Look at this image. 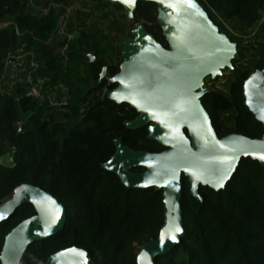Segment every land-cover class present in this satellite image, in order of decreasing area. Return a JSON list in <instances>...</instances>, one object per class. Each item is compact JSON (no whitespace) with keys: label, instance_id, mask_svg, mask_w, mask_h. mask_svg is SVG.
Returning <instances> with one entry per match:
<instances>
[{"label":"trees","instance_id":"1","mask_svg":"<svg viewBox=\"0 0 264 264\" xmlns=\"http://www.w3.org/2000/svg\"><path fill=\"white\" fill-rule=\"evenodd\" d=\"M31 1L0 0V22H13L0 30V86L12 52L24 46L30 65L35 61L41 71L55 73L68 83V111L56 112L46 97L29 95L25 82L15 85L10 94L0 92V140L12 153L9 165L0 162V207L18 188L31 185L61 203L67 222L59 234L32 244L21 264H45L51 256L74 247L88 251L97 264H138L141 248L157 240L165 224L163 191L130 189L105 165L116 155L119 139L135 152L161 153L166 148L149 138L147 126L128 128L140 114L106 94L117 85L108 79L100 82L103 68L113 78L123 63L108 39L82 32L81 39L69 44L65 60L59 51L66 42L48 41L57 26L56 15L38 12ZM196 1L212 22L220 17L221 24L235 21L251 29L264 17V0ZM93 3L104 10H123L108 0ZM158 9L153 2L139 1L133 18L169 49ZM90 55L97 61L91 62ZM262 56L263 41L255 48H241L232 61L229 95L210 91L202 99L219 138H263L264 125L245 105L244 96L245 81L253 71L264 69ZM82 70L94 83L86 92L76 80ZM144 171L132 169L135 174ZM181 185L185 236L155 264H264V166L259 161L243 159L221 191L200 186L202 201L191 195L184 176ZM36 215L33 205L24 204L0 224V256L7 236Z\"/></svg>","mask_w":264,"mask_h":264},{"label":"water","instance_id":"2","mask_svg":"<svg viewBox=\"0 0 264 264\" xmlns=\"http://www.w3.org/2000/svg\"><path fill=\"white\" fill-rule=\"evenodd\" d=\"M122 6L133 17L139 1L158 5L159 20L169 49L163 48L143 26L122 49L120 73L108 77L103 68L100 82L108 79L117 88L108 97L126 103L140 116L127 125L147 126L149 138L163 145L161 153L135 152L117 140V153L105 165L130 189L163 191L165 224L157 240L141 248L138 264H155L157 258L180 244L185 236L181 211L182 177L198 201L200 186L214 191L226 188L241 161L250 158L264 166V136L253 140L242 135L219 138L211 117L202 104L210 91L205 81L232 69L235 46L222 34L196 0H108ZM94 62L95 56H90ZM264 62V56L260 58ZM245 105L264 125V69L251 73L244 84ZM145 171L135 174L133 168ZM0 207V224L22 205L31 204L36 217L14 229L6 238L1 264H21L25 252L37 241L59 234L67 222L61 203L39 187L24 185ZM179 229V231H177ZM45 264H97L92 255L71 248L51 256Z\"/></svg>","mask_w":264,"mask_h":264},{"label":"rangeland","instance_id":"3","mask_svg":"<svg viewBox=\"0 0 264 264\" xmlns=\"http://www.w3.org/2000/svg\"><path fill=\"white\" fill-rule=\"evenodd\" d=\"M45 0L39 6L47 8ZM65 7L71 10V14L66 21V30L72 35L73 39H81V33L86 32L95 34L98 39L103 36L108 40L110 45L114 46L118 54L122 55V49L126 41L134 38V32L142 26L137 23L135 19L129 17L123 10L115 8L102 9L97 8V3H93V0H65L61 2ZM48 5V4H47ZM57 7V6H56ZM54 15L57 17L56 29L52 35H50L48 41H52V45L59 44L64 38L58 37L63 26V20L67 15L63 10L55 8L53 10ZM213 23L218 28L219 33L225 36L235 46V56L241 48L253 46L254 48L261 42H264V17L251 29L244 28L235 21L221 22L220 17L213 18ZM12 21L6 20L0 22V26L7 28L12 25ZM17 34L19 29L16 27ZM63 50V49H62ZM59 51L63 53L64 51ZM91 56V55H90ZM12 61L8 64V72L3 79V83L0 86V92L3 94H10L15 85L25 82L28 85V92H38L42 97L52 98L59 104L67 95L68 83L63 81L60 77H57L55 73L49 75L45 71H41L40 64L39 70L35 73L37 76L28 78L31 72V66L28 63L27 52L24 51V46L14 50L12 52ZM97 61L95 57L94 62ZM230 72L231 68H226L221 71V75L215 79L212 77L205 81L204 89L207 91H214L226 96L229 95L230 90ZM40 74V76H38ZM78 81V87L86 92L93 87V81L87 80V70H82L81 76L76 79ZM107 94V93H106ZM43 97V98H44ZM44 100V99H42ZM0 150L4 153V156L0 157V162L3 164H10L12 162V153L7 147V143L0 140ZM12 197L7 199L3 206H5Z\"/></svg>","mask_w":264,"mask_h":264},{"label":"built area","instance_id":"4","mask_svg":"<svg viewBox=\"0 0 264 264\" xmlns=\"http://www.w3.org/2000/svg\"><path fill=\"white\" fill-rule=\"evenodd\" d=\"M39 2L38 0H32L31 1V5L36 8V10L38 12H41L45 15H49L51 12H53V10L58 9V10H63L67 15L66 19L64 18H61L64 22L63 26L64 28H62L61 32L59 33V35L64 38V42H66L65 46L63 47V50L64 51L62 54L65 56V60H67V57H66V50L69 46V44L72 42L73 40V37L72 35L70 34V32L68 33V31L66 30V21L68 20V17L69 15L71 14V10H69L67 7H65V5H63L61 2H56L55 0H52L50 2H48L46 4V7L47 8H42L41 6H39L41 3L44 2V0H42V2H40L39 4L37 3ZM57 6V7H56ZM3 27L0 26V30L2 29ZM12 61V57H10L7 61V67H8V64L9 62ZM37 62L33 61L31 63V66L33 65V67H31V72H30V75H29V79L32 78V76H34L35 73H37V71L39 70V66L36 64ZM33 93H29V95H32V96H36L38 98H41V99H45V97L43 98L38 92L36 91H32ZM48 101H49V105L52 107V109L56 112H60V113H67L68 111V104H69V96L68 94L64 97V99H62L61 102H59V104L57 102H55L54 99L52 98H47Z\"/></svg>","mask_w":264,"mask_h":264},{"label":"snow or ice","instance_id":"5","mask_svg":"<svg viewBox=\"0 0 264 264\" xmlns=\"http://www.w3.org/2000/svg\"><path fill=\"white\" fill-rule=\"evenodd\" d=\"M125 3H134V0H124ZM261 159H264V156H261ZM179 231V229H177Z\"/></svg>","mask_w":264,"mask_h":264}]
</instances>
